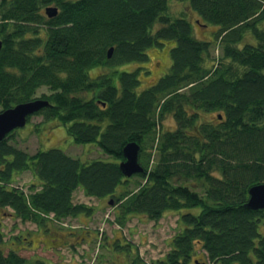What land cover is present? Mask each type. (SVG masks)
<instances>
[{"label":"trees","instance_id":"obj_1","mask_svg":"<svg viewBox=\"0 0 264 264\" xmlns=\"http://www.w3.org/2000/svg\"><path fill=\"white\" fill-rule=\"evenodd\" d=\"M180 1L199 26L217 27L221 52L210 66L212 40L197 39L168 0H0L1 110L46 99L35 114L111 158L81 161L60 148L29 154L9 143L11 133L1 140L0 264H48L5 251L3 220L63 229L54 222L94 213L73 202L79 189L112 201L120 225L130 215L179 212L183 226L163 257L147 263L137 253L126 264H188L198 248L206 264H264V209L245 207L250 187L264 183V0ZM50 5L53 17L44 12ZM162 42L174 44L171 64L139 91L138 70L118 66L146 61V50ZM42 87L48 92L37 97ZM213 112L221 118H207ZM168 114L172 129L162 123ZM130 142L140 146L142 171L127 177L119 165ZM25 171L26 190L15 180ZM134 176L140 181L131 189ZM56 232L53 239L64 237ZM125 244L126 252L133 247Z\"/></svg>","mask_w":264,"mask_h":264},{"label":"rangeland","instance_id":"obj_2","mask_svg":"<svg viewBox=\"0 0 264 264\" xmlns=\"http://www.w3.org/2000/svg\"><path fill=\"white\" fill-rule=\"evenodd\" d=\"M168 6V11L173 16L176 17L182 13L187 16L193 25V35L197 39L212 40L207 65L215 63V59L220 56L221 52V47L213 43L217 27L212 24L199 26L203 22L186 1L168 0ZM162 43L164 44L153 45L146 50V61L126 62L118 66L119 70H138L139 91L163 76L171 64L170 49L174 44ZM101 71L95 70L92 75L95 76ZM43 92H48L47 88L38 89L36 96L39 97ZM85 97L88 98L89 95L86 94ZM217 114L219 113L213 112L208 114L207 118L212 119ZM162 123L166 129H172L175 126L170 114L162 120ZM9 143L29 154H34L38 150L60 148L81 161L98 158L111 160L96 143H75L62 123L57 122L56 119H45L41 114L32 115L24 127L13 131L10 134ZM31 178V173L25 171L15 180L20 185H24L26 190ZM137 181H140V178L134 176L129 188L134 189V182ZM196 189L202 192L200 181H197ZM100 199L88 197L83 194L82 190H76L73 194V202H82L92 206L93 215L81 214L78 217H68L61 222L62 224L54 222L53 225L63 229L53 227L50 229L51 233L33 222H21L19 219L8 217L3 220L4 239L1 246L5 251L10 248H19V254L29 262L41 257L48 264H113V262L123 264L127 258L131 259L138 253L139 257L148 263L165 255L170 248L172 237L183 226L179 219V212L174 210L166 211L157 220H150L141 214L130 215L124 225H120L116 222V207L113 202H107L106 198ZM192 211L197 213L198 209H192ZM55 231H57L56 234H62L64 237L56 236L53 239ZM122 241H125L124 244ZM126 242L133 246L129 247L127 252ZM117 245H122V247ZM70 246L74 248V251ZM119 250H122V253ZM199 252L198 248L188 264H194V259L204 261Z\"/></svg>","mask_w":264,"mask_h":264},{"label":"water","instance_id":"obj_3","mask_svg":"<svg viewBox=\"0 0 264 264\" xmlns=\"http://www.w3.org/2000/svg\"><path fill=\"white\" fill-rule=\"evenodd\" d=\"M56 6H48L45 8V13L48 17H53L57 14ZM198 22V21H197ZM2 48V40H0V50ZM113 48L110 47L107 51L108 57L111 56ZM50 103L46 99L36 98L27 102L16 104L8 109L0 110V141L3 140L10 132L15 129L22 128L26 125L28 117L35 114L37 111ZM105 104L103 103V106ZM221 118V115H218ZM140 146L136 142H130L123 148V160L120 162L122 173L130 177L142 171V166L139 163ZM249 198L245 204L249 209H264V183H259L250 187ZM112 203V201H110ZM194 264H206L198 259H194Z\"/></svg>","mask_w":264,"mask_h":264},{"label":"flooded vegetation","instance_id":"obj_4","mask_svg":"<svg viewBox=\"0 0 264 264\" xmlns=\"http://www.w3.org/2000/svg\"><path fill=\"white\" fill-rule=\"evenodd\" d=\"M113 264H119V263H117V262H113ZM123 264H126V263H123Z\"/></svg>","mask_w":264,"mask_h":264},{"label":"crops","instance_id":"obj_5","mask_svg":"<svg viewBox=\"0 0 264 264\" xmlns=\"http://www.w3.org/2000/svg\"><path fill=\"white\" fill-rule=\"evenodd\" d=\"M81 190V189H80Z\"/></svg>","mask_w":264,"mask_h":264}]
</instances>
